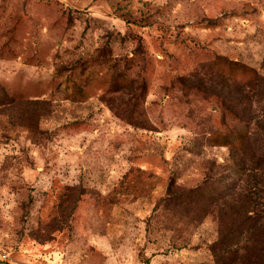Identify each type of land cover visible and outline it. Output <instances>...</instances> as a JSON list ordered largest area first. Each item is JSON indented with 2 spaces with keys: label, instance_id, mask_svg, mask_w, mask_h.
Listing matches in <instances>:
<instances>
[{
  "label": "rangeland",
  "instance_id": "rangeland-1",
  "mask_svg": "<svg viewBox=\"0 0 264 264\" xmlns=\"http://www.w3.org/2000/svg\"><path fill=\"white\" fill-rule=\"evenodd\" d=\"M254 187L264 0H0V264H232Z\"/></svg>",
  "mask_w": 264,
  "mask_h": 264
},
{
  "label": "trees",
  "instance_id": "trees-1",
  "mask_svg": "<svg viewBox=\"0 0 264 264\" xmlns=\"http://www.w3.org/2000/svg\"><path fill=\"white\" fill-rule=\"evenodd\" d=\"M229 138H231V141ZM232 140L233 137L230 134H225L215 137L212 142L229 147L232 152L237 146L235 145L237 142ZM251 190L252 192L248 195L253 199L254 204L251 205V209L247 211L239 226L234 227L235 225H232V236L230 229L225 231L218 229L217 232L218 240L214 245L226 253H230V246L233 247L232 255L235 259L232 260V264H248L250 260H253V264H264V252L261 249L256 250V246L260 244L264 245V203H262L264 199V187H254ZM199 195L200 191L198 190L195 197L199 198ZM236 232H240L243 236L238 234L237 240L233 242L236 237Z\"/></svg>",
  "mask_w": 264,
  "mask_h": 264
}]
</instances>
